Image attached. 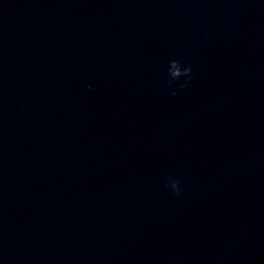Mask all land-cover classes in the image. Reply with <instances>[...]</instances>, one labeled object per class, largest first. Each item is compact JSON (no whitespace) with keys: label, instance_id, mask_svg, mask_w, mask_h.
<instances>
[{"label":"water","instance_id":"water-1","mask_svg":"<svg viewBox=\"0 0 264 264\" xmlns=\"http://www.w3.org/2000/svg\"><path fill=\"white\" fill-rule=\"evenodd\" d=\"M0 264H264V0H0Z\"/></svg>","mask_w":264,"mask_h":264},{"label":"clouds","instance_id":"clouds-1","mask_svg":"<svg viewBox=\"0 0 264 264\" xmlns=\"http://www.w3.org/2000/svg\"><path fill=\"white\" fill-rule=\"evenodd\" d=\"M165 83L172 95H177L180 90L187 87L192 79V65L185 63L180 58H172L168 61ZM164 187L176 195L183 191L179 177L169 174L164 177Z\"/></svg>","mask_w":264,"mask_h":264}]
</instances>
